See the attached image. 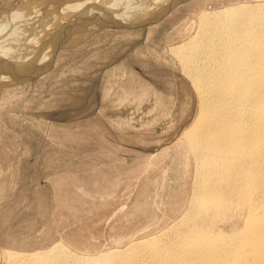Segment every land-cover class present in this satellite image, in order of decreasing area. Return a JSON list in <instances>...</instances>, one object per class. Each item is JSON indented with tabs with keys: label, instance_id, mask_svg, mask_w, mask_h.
<instances>
[{
	"label": "rangeland",
	"instance_id": "1",
	"mask_svg": "<svg viewBox=\"0 0 264 264\" xmlns=\"http://www.w3.org/2000/svg\"><path fill=\"white\" fill-rule=\"evenodd\" d=\"M38 1L0 0L13 12L1 35L54 38L38 49L40 70L0 74V258L57 243L86 255L123 249L170 226L189 198L181 134L197 99L168 48L195 32L200 11L264 0H90L93 25L76 30L80 41L37 34ZM67 17L62 28L74 23Z\"/></svg>",
	"mask_w": 264,
	"mask_h": 264
},
{
	"label": "bare ground",
	"instance_id": "2",
	"mask_svg": "<svg viewBox=\"0 0 264 264\" xmlns=\"http://www.w3.org/2000/svg\"><path fill=\"white\" fill-rule=\"evenodd\" d=\"M79 1L59 0V12L56 0L33 4L45 22L34 25L36 33L66 31L80 41L76 30L85 34L92 28V10L86 9L94 3ZM108 7L112 14L114 7ZM9 14L0 12L2 25ZM64 14L75 17L62 28ZM196 19L195 32L168 48L197 99L195 117L181 134L192 169L184 213L158 234L123 249L86 255L57 243L31 253L4 251L5 264H264V1L202 10ZM2 35L8 44L21 46L13 50L1 38L0 74L9 75V69L25 65L23 76L40 70L47 52L38 49L54 39Z\"/></svg>",
	"mask_w": 264,
	"mask_h": 264
}]
</instances>
